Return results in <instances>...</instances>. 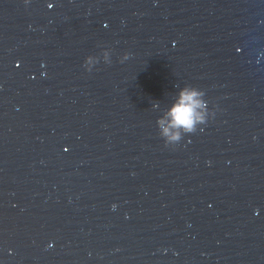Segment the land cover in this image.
<instances>
[{
	"label": "water",
	"instance_id": "95a60500",
	"mask_svg": "<svg viewBox=\"0 0 264 264\" xmlns=\"http://www.w3.org/2000/svg\"><path fill=\"white\" fill-rule=\"evenodd\" d=\"M0 262L264 264V0H0Z\"/></svg>",
	"mask_w": 264,
	"mask_h": 264
},
{
	"label": "clouds",
	"instance_id": "9594fccd",
	"mask_svg": "<svg viewBox=\"0 0 264 264\" xmlns=\"http://www.w3.org/2000/svg\"><path fill=\"white\" fill-rule=\"evenodd\" d=\"M206 109L207 101L203 99L202 91L187 86L179 89L174 101L156 121L165 138V146L167 141L179 140L182 133L195 132L197 124H204Z\"/></svg>",
	"mask_w": 264,
	"mask_h": 264
}]
</instances>
